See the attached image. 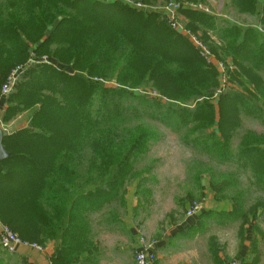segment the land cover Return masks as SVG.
Listing matches in <instances>:
<instances>
[{"label":"trees","instance_id":"16d2710c","mask_svg":"<svg viewBox=\"0 0 264 264\" xmlns=\"http://www.w3.org/2000/svg\"><path fill=\"white\" fill-rule=\"evenodd\" d=\"M129 1L0 0V122L28 113L26 127L2 140L9 156L0 162V223L27 245L43 249L57 227L80 219L66 206L77 205L81 172L97 189L113 185L117 173L127 176L130 161L158 135L146 118L211 162L249 170L264 190V136L239 129L240 118L264 120V0H226L238 15H255L258 27L205 13L208 0H178L192 7L179 9L181 23L224 64V74L154 11L171 0ZM31 54L56 66H31ZM16 68L17 82L2 96ZM143 88L158 97L140 95ZM240 194L235 204L243 203ZM0 264L24 263L0 251Z\"/></svg>","mask_w":264,"mask_h":264},{"label":"rangeland","instance_id":"374dc122","mask_svg":"<svg viewBox=\"0 0 264 264\" xmlns=\"http://www.w3.org/2000/svg\"><path fill=\"white\" fill-rule=\"evenodd\" d=\"M181 24L185 27V24ZM47 62L55 65L52 60L47 59ZM57 67L63 69L62 65ZM64 69L67 71L65 67ZM68 72L72 73L71 70ZM94 82L105 84V87L115 86L114 82L104 83L96 79ZM139 94L158 97L148 88L141 89ZM139 94L137 95L140 96ZM134 104V100L127 102L129 106ZM26 113L19 115L23 118L10 121L8 130L13 131L14 126L18 128L27 124ZM24 119L25 123L21 124ZM146 122L158 132L154 142L148 144V152L130 161L131 166L126 177L122 178V173H117L113 185L101 188L125 192L122 203L134 207L132 209L137 217V231L148 238L156 241L160 234L181 227L185 229L184 236L192 238L189 244L194 251L205 253L206 263L264 264V190L252 184L250 171L237 168L233 162H211L192 148L184 146L179 135L170 129H165L147 118ZM20 128L22 127L18 129ZM239 129L242 133L250 131L264 136V120L260 122L240 118ZM237 133L236 130L230 133L234 136L232 150L236 152ZM91 176L95 174H90ZM87 177L81 172L77 182L81 189L94 188ZM131 177L139 180L130 181ZM230 182L234 186L226 188V184ZM66 187L72 192L75 190L72 184H66ZM240 192L243 203L239 205L235 204L233 197ZM195 201L201 203V209L189 222L184 214ZM243 214H247L244 224L240 219ZM184 223L188 225L185 224V227ZM1 226L3 225L0 223Z\"/></svg>","mask_w":264,"mask_h":264},{"label":"crops","instance_id":"0c3cea01","mask_svg":"<svg viewBox=\"0 0 264 264\" xmlns=\"http://www.w3.org/2000/svg\"><path fill=\"white\" fill-rule=\"evenodd\" d=\"M111 3L114 2L106 4ZM226 4V0H208L204 7L205 13L216 16L218 20L234 22L243 27H258V18L255 15H238ZM186 8L192 7L186 5ZM4 108L3 98L0 97V121ZM24 123L25 119L21 124ZM0 124L2 130L9 135L19 127H26V124L18 128L14 126L12 131L8 130L11 123ZM79 191V194L72 198V201H77V205L70 200L66 208L78 209L80 219L75 214L68 219L67 226L57 227V236L44 242L41 251L19 248L13 255L14 261L20 260L24 264H135V252L142 233L137 231V217L132 209L134 207L122 203V191L105 188ZM185 224L188 225L184 223L185 227ZM68 225L72 228L69 229ZM184 231L185 229L180 227L159 236L157 233V264H209L206 263L205 253L194 251L189 244L192 238L185 237Z\"/></svg>","mask_w":264,"mask_h":264},{"label":"built area","instance_id":"2783aa9c","mask_svg":"<svg viewBox=\"0 0 264 264\" xmlns=\"http://www.w3.org/2000/svg\"><path fill=\"white\" fill-rule=\"evenodd\" d=\"M101 3H109V2H120L126 5H132L129 0H98ZM187 4L179 3L178 0H171L169 1L164 7H159L154 9L156 12H160L166 16L168 24L170 28L174 31H177L183 36H186L192 45L196 48L199 56L204 60H207L210 63H213L217 69L224 74L225 66L222 63L216 62V59L210 53L209 49L206 45H204L196 36H193L189 30H187L182 24L181 20L178 15L179 9L186 8ZM138 6V5H137ZM188 6V5H187ZM197 9L201 10V7ZM39 63H46L47 58L41 57L37 58L34 54L30 55L29 64L37 65ZM49 65V64H48ZM20 68H16L6 79L5 83L1 87V95L5 96L9 94L14 85L17 82ZM201 209V203L199 201H195L194 203L190 204L187 210L185 211L184 217L185 219L189 220L195 217ZM27 248L35 251H41L42 248L37 245H27L20 241L18 236L12 233L7 227L1 226L0 227V250L5 252L9 255L16 254L19 248ZM156 241L146 237L144 234H141L138 240V249L135 252V264H157L156 262Z\"/></svg>","mask_w":264,"mask_h":264},{"label":"water","instance_id":"95a60500","mask_svg":"<svg viewBox=\"0 0 264 264\" xmlns=\"http://www.w3.org/2000/svg\"><path fill=\"white\" fill-rule=\"evenodd\" d=\"M9 133L6 131L2 130L1 124H0V162L4 161L5 159L8 158L9 154L6 152L2 145V140L7 137Z\"/></svg>","mask_w":264,"mask_h":264}]
</instances>
